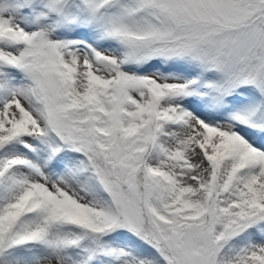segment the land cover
Listing matches in <instances>:
<instances>
[{"label": "snow or ice", "instance_id": "obj_1", "mask_svg": "<svg viewBox=\"0 0 264 264\" xmlns=\"http://www.w3.org/2000/svg\"><path fill=\"white\" fill-rule=\"evenodd\" d=\"M0 264H264V0H0Z\"/></svg>", "mask_w": 264, "mask_h": 264}]
</instances>
